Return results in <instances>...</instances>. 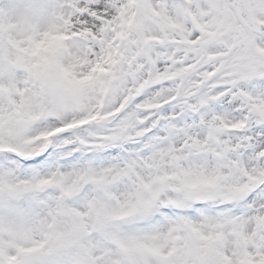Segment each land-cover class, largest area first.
Segmentation results:
<instances>
[{"label":"snow or ice","instance_id":"obj_1","mask_svg":"<svg viewBox=\"0 0 264 264\" xmlns=\"http://www.w3.org/2000/svg\"><path fill=\"white\" fill-rule=\"evenodd\" d=\"M0 264H264V0H0Z\"/></svg>","mask_w":264,"mask_h":264}]
</instances>
